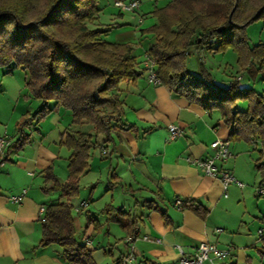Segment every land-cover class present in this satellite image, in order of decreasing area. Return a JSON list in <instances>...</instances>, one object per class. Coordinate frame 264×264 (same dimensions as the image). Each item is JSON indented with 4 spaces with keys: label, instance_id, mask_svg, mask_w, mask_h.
I'll use <instances>...</instances> for the list:
<instances>
[{
    "label": "crops",
    "instance_id": "0c3cea01",
    "mask_svg": "<svg viewBox=\"0 0 264 264\" xmlns=\"http://www.w3.org/2000/svg\"><path fill=\"white\" fill-rule=\"evenodd\" d=\"M141 21L140 17L137 23ZM144 55L143 64L150 57L147 52ZM137 70L140 75L134 82L123 81L119 86L121 120L126 126L115 127L107 142L102 134L97 136L88 166L78 178L76 195L63 196L52 188L54 180H67L71 152L61 143L65 130L59 119L47 130L36 125L34 132L6 136L10 143L0 164V264H75L65 259L60 245H39L45 208L59 201L72 205L75 237L88 250L89 264H124L121 258L130 250L137 260L172 264L179 255L177 246L191 254L201 241L229 250L222 264H264V198L249 199L243 187L233 183L224 196L220 181L192 162L212 154L209 143L214 139L229 140V126L215 112L149 82L145 65L137 64ZM246 108L247 103L240 102L238 109ZM170 124L180 127L181 134L170 138ZM231 155L221 165L240 177L234 167L240 157ZM257 158L249 159L253 174ZM255 181L257 196L264 195L259 192L264 185L259 187L258 175ZM102 184L104 190L98 195ZM23 190L21 201L12 202L11 196ZM116 191L132 195V209L112 204ZM108 193L109 204L103 201ZM78 195L84 197L78 201ZM176 199L189 203L178 208ZM106 206L118 214H106ZM196 206L206 209L205 216L194 212ZM80 210L88 211L83 221ZM121 216L136 220L132 231L120 225ZM109 219L113 223L105 227L103 220Z\"/></svg>",
    "mask_w": 264,
    "mask_h": 264
},
{
    "label": "trees",
    "instance_id": "16d2710c",
    "mask_svg": "<svg viewBox=\"0 0 264 264\" xmlns=\"http://www.w3.org/2000/svg\"><path fill=\"white\" fill-rule=\"evenodd\" d=\"M100 1L0 0V66H22L28 71L26 84L42 101L36 110L41 116L64 107L71 111L73 123L92 127V132L78 131L76 135L64 131L61 143L71 150L68 178L63 183L54 180L52 188L68 197L78 192V178L88 166L97 136L102 134L107 142L115 127L126 126L121 120L123 98L119 86L123 81L134 82L140 75L132 46L103 38L111 25L97 26L103 8ZM154 14L158 22L150 30L156 41L147 53L155 62L159 83L207 112L219 110L230 128V139L258 140L254 167L261 175V187L264 95L240 85L238 79L218 84L203 66L192 72L185 67V58L191 47L206 46L214 52L233 48L239 51L242 68L254 78L258 73L264 77V42L250 45L246 36L250 23L264 21V0H169ZM219 27L224 29L218 31ZM236 100H246L247 108L239 110ZM34 117L22 114L17 133ZM188 203L183 201L182 206ZM71 209L68 201L46 206L39 245L56 243L66 260L89 264L88 250L75 237ZM193 210L202 217L206 214V209L199 206ZM103 211L110 214L112 208L106 206ZM124 217L118 218L120 225L132 231L136 220Z\"/></svg>",
    "mask_w": 264,
    "mask_h": 264
},
{
    "label": "rangeland",
    "instance_id": "374dc122",
    "mask_svg": "<svg viewBox=\"0 0 264 264\" xmlns=\"http://www.w3.org/2000/svg\"><path fill=\"white\" fill-rule=\"evenodd\" d=\"M114 1L115 0L100 1L99 5L103 6V8L100 10V14L97 18V26L107 27L111 25V28L103 33V38L108 42L126 43L132 46L136 62L139 68H143V61L145 60L144 54L148 52L149 46L156 41L154 32L150 30L158 22L154 10L164 6L169 0H137L139 4L134 11H121V14H119V11L115 8ZM140 17L142 21L138 24L137 22ZM246 36L250 45L264 42V21L256 20L250 23L246 28ZM238 57L239 51L233 48H227L221 52H214L208 50L206 46L200 48L191 47L189 49V54L186 55L185 58V67L196 73L200 66H203L205 71L211 75L214 82L218 84H227L234 79H238L240 85L250 87L264 95V77L259 73L255 78L252 77L246 69L241 67V64L238 62ZM28 76V71L22 66H0V137H14L18 135L16 124L22 118V113L35 116L32 119V123L22 126V131L34 132V126L36 125L47 130L57 119L60 120L61 129L73 135H76L78 131L89 132V130L92 129L89 124L73 123L71 111L64 107L50 114L47 112L43 116L40 115V112H36L37 106L42 101L35 98L27 86L26 82ZM240 102L247 103L246 100H236L237 108H239ZM49 104L51 105V103ZM48 105L47 108L49 107ZM212 111L216 113L220 121H223L219 110L214 109ZM7 140L10 142V138L7 137ZM229 145L230 152L235 154L234 156L240 157L239 162L237 160V165L234 164V167L235 170L242 175L236 177V179L243 183L242 191L247 193L245 195H247L249 199L251 198L254 200L256 197L264 198V195L257 196L258 181L254 182L255 177L258 175V180H260L261 175L258 172L253 174L249 168V159L252 156L256 157L259 155L258 149L260 148V143L257 139H255L254 142H250L244 138H239L229 139ZM232 159L233 157L230 158L231 162ZM128 160L129 159L126 158V162ZM252 169L253 166L251 167V170ZM102 173L104 176V172ZM103 185L105 184H102V188L99 190L98 195L103 192ZM115 194L112 204H116L117 208L122 205L125 208H129L130 206L132 209L134 198L130 193L125 191L122 193L120 191V193H118V191H116ZM109 195L110 193L103 199V201H108V204L110 203L109 201H111ZM83 197L78 195V201ZM114 211L117 210L115 209ZM77 213L78 212L73 211V215H77ZM87 213L88 211L80 210L79 215L82 217V221ZM91 214L93 215L94 213L91 212ZM103 223L106 227V225L113 223V221L110 219L109 221L103 220Z\"/></svg>",
    "mask_w": 264,
    "mask_h": 264
},
{
    "label": "built area",
    "instance_id": "2783aa9c",
    "mask_svg": "<svg viewBox=\"0 0 264 264\" xmlns=\"http://www.w3.org/2000/svg\"><path fill=\"white\" fill-rule=\"evenodd\" d=\"M138 4L137 0L114 1V6L123 12L134 11ZM144 65L148 81L152 83H159V80L156 77L154 60L151 57H148ZM168 130L170 138L181 134V128L174 124H170L168 126ZM9 143L10 142L7 140L6 136L0 137V164H2L5 151ZM209 146L213 150L211 155L204 158H196L192 162L197 165L205 175L218 179L224 191L223 195L226 196L227 193L225 191L229 184L233 183L239 187L243 186L241 181L236 179L229 170L221 165V163L225 162L231 156V152L229 150V140L216 138L209 143ZM102 153H106V150L103 149ZM259 192L264 193V190L260 189ZM24 193L25 190L18 195L11 196V201L20 202ZM175 205L178 208H182L183 200L176 199ZM40 210L43 211V208ZM41 220L43 221L44 217H42ZM259 235H262L261 229L259 230ZM157 241H159V239H157ZM177 249L179 255L176 261L172 264H222V260L229 254V250L227 248H220L207 241L199 242L196 249L191 254H186L180 246H177ZM121 261L124 264H161L148 259L137 260L131 250L122 256Z\"/></svg>",
    "mask_w": 264,
    "mask_h": 264
},
{
    "label": "water",
    "instance_id": "95a60500",
    "mask_svg": "<svg viewBox=\"0 0 264 264\" xmlns=\"http://www.w3.org/2000/svg\"><path fill=\"white\" fill-rule=\"evenodd\" d=\"M232 10H233V9H232ZM231 13H232V11H231L230 14H229V21H230V15H231ZM223 29H224V27H219V28H217L218 31L223 30Z\"/></svg>",
    "mask_w": 264,
    "mask_h": 264
}]
</instances>
